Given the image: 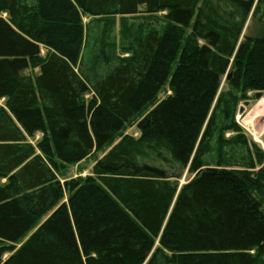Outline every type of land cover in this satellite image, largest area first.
Listing matches in <instances>:
<instances>
[{"label":"trees","instance_id":"obj_1","mask_svg":"<svg viewBox=\"0 0 264 264\" xmlns=\"http://www.w3.org/2000/svg\"><path fill=\"white\" fill-rule=\"evenodd\" d=\"M260 92L264 0H0V264H264V154L235 122Z\"/></svg>","mask_w":264,"mask_h":264},{"label":"rangeland","instance_id":"obj_2","mask_svg":"<svg viewBox=\"0 0 264 264\" xmlns=\"http://www.w3.org/2000/svg\"><path fill=\"white\" fill-rule=\"evenodd\" d=\"M163 15H164L163 13L153 14V15H146V14L140 13L136 16L126 18V21H127L128 26L130 28H133L135 31L147 32V31L154 30V29L155 30L160 29L165 24V21L163 20ZM3 17L5 18L6 16L3 15ZM258 18L259 16L256 17V19L251 18V16L248 17L243 27V30H242V37L243 36L256 37L261 33L262 27H261V24L258 22L259 20ZM115 19L116 21H118V18H115ZM82 20H83L84 25L86 26L92 21H94L95 19L88 17V16H84ZM45 53H46L45 50L42 49L41 56H44ZM223 83L224 82H222L220 91L226 90L225 85ZM170 94H171V91L169 90L168 86H165L158 94L156 101L158 102L166 98ZM246 96H247L246 97L247 100L238 104L237 113L235 115V122L241 128L242 132L247 136V138L250 141L254 142L264 154V92H260L258 94L247 93ZM88 98H89L88 96L85 97L86 100H88ZM244 103H248V105L243 107V112L241 115H239L238 109L239 107H242ZM136 122L137 120H135L132 124L127 126L122 131L121 137L117 138L115 141L118 142L120 138H123V137H131V138L137 139L139 137V132L137 131ZM41 137L42 135L40 133H37L33 137L31 138L29 137L26 140V143L33 146L37 153H39V151L37 150L36 146L38 142L41 140ZM230 137H231L230 133L225 134V139H228ZM108 148L104 152L92 153L86 159L82 160L81 162L77 164L65 165V166L58 165V168L55 170V176L57 180L60 182V184H64L65 182H70L72 180H76L80 178L84 179L87 176H90L92 174V168H93L95 161L98 158H100L108 150ZM158 164H160V162H158ZM163 167L165 166L163 165ZM166 168L168 167L166 166ZM171 171L176 173L177 175H180V177L177 179V182L179 185H183L191 178V176L187 174V170L181 171L176 166L171 167ZM174 180L172 181L174 182ZM66 197H67V193L64 195L63 201H66ZM51 212H49L46 216H44L25 235V237H23L22 240L16 243L15 244L16 247H18L28 237H30L36 231L39 225L51 214ZM165 254H167V252H165ZM8 256L9 254L7 253L4 254L2 256V260H6Z\"/></svg>","mask_w":264,"mask_h":264},{"label":"water","instance_id":"obj_3","mask_svg":"<svg viewBox=\"0 0 264 264\" xmlns=\"http://www.w3.org/2000/svg\"><path fill=\"white\" fill-rule=\"evenodd\" d=\"M247 105H248V103H244L242 107H239V109H238V114H239V115L242 114V112H243V107H245V106H247Z\"/></svg>","mask_w":264,"mask_h":264}]
</instances>
